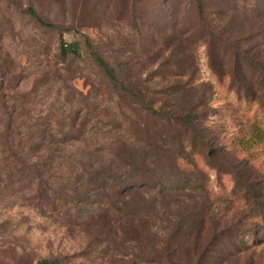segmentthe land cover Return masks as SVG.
Masks as SVG:
<instances>
[{"label":"rangeland","instance_id":"rangeland-1","mask_svg":"<svg viewBox=\"0 0 264 264\" xmlns=\"http://www.w3.org/2000/svg\"><path fill=\"white\" fill-rule=\"evenodd\" d=\"M207 6L221 39L201 38L192 0H0V108L21 131L53 114L92 113L88 135L67 155L100 149L119 160L124 144H164L157 136L172 126L143 107L163 106L196 113L208 139L195 141L193 165L180 161L192 171L189 188L131 193L120 211L106 196L53 208L33 198L28 181L7 190L0 181V264H264V0ZM73 41L82 57L71 61L61 49ZM89 43L132 93L104 79Z\"/></svg>","mask_w":264,"mask_h":264},{"label":"trees","instance_id":"trees-1","mask_svg":"<svg viewBox=\"0 0 264 264\" xmlns=\"http://www.w3.org/2000/svg\"><path fill=\"white\" fill-rule=\"evenodd\" d=\"M192 1L196 7L198 26L204 32L201 38L207 36L205 32L219 39L223 38L224 30L221 29V23L218 24L220 21L214 24V19L210 17L207 6L209 0ZM26 10L41 24L58 27L42 19L33 6H29ZM88 49L92 64L110 85L124 94L133 92L127 86L122 74L91 43ZM61 55L71 61L80 59L82 57L80 42L73 41L66 46L62 45ZM213 56L209 53L211 67L221 76L223 72ZM5 76V74L0 75V91L5 89ZM177 90L178 88L173 87L174 92ZM134 96L140 99L136 93ZM205 98L201 96L199 102H203ZM2 104L5 110V103ZM143 107L147 111L154 112L148 114L156 121H164L173 129L163 132L164 136H157L164 142L163 145L154 142H149L147 147L124 144L116 154L122 156L119 160L114 158L105 160L100 149L87 148L88 150L81 152L76 158L67 155L69 144L81 141L88 135L92 113H66L59 120H54L53 114L45 121L27 126V130L23 132L21 125L17 124L18 117L15 113H1L0 108V181L8 182L5 186L6 190L12 189L15 183L28 181V188L35 191L33 198L38 200L37 202H48L53 208L58 206L56 204L58 199L59 204L66 206L70 202L106 196L111 198L110 207L119 211L122 210L119 204L123 202V196L131 193L148 190L165 195L189 188L192 184L189 176L192 171L184 168L180 161L193 165L191 159L195 141L208 143L207 137L202 132L200 117L193 111L174 114L164 113L163 106ZM173 130L174 133L171 132ZM66 164L69 165V169L65 178V175L58 174ZM35 182L37 186L33 189L32 185ZM36 264L62 263L59 259H41Z\"/></svg>","mask_w":264,"mask_h":264}]
</instances>
